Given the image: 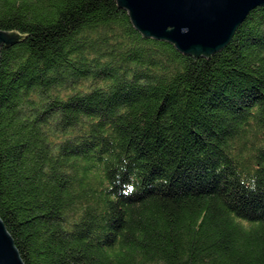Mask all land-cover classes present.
Segmentation results:
<instances>
[{"label": "trees", "instance_id": "1", "mask_svg": "<svg viewBox=\"0 0 264 264\" xmlns=\"http://www.w3.org/2000/svg\"><path fill=\"white\" fill-rule=\"evenodd\" d=\"M0 32L23 264H264V7L195 64L114 0H0Z\"/></svg>", "mask_w": 264, "mask_h": 264}, {"label": "water", "instance_id": "2", "mask_svg": "<svg viewBox=\"0 0 264 264\" xmlns=\"http://www.w3.org/2000/svg\"><path fill=\"white\" fill-rule=\"evenodd\" d=\"M142 39L173 45L185 57L205 61L232 39L248 14L264 0H114ZM16 34L0 32V49L16 42ZM0 264H23L0 220Z\"/></svg>", "mask_w": 264, "mask_h": 264}]
</instances>
